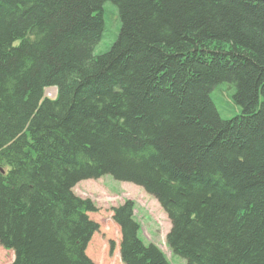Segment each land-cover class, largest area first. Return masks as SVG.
Masks as SVG:
<instances>
[{"label": "trees", "instance_id": "obj_1", "mask_svg": "<svg viewBox=\"0 0 264 264\" xmlns=\"http://www.w3.org/2000/svg\"><path fill=\"white\" fill-rule=\"evenodd\" d=\"M107 1L120 30L95 56ZM221 83L240 115H220ZM259 92L264 0H0V246L12 264H94L95 206L73 188L109 175L158 202L186 264H264ZM134 209L112 208L122 262L168 264Z\"/></svg>", "mask_w": 264, "mask_h": 264}, {"label": "rangeland", "instance_id": "obj_2", "mask_svg": "<svg viewBox=\"0 0 264 264\" xmlns=\"http://www.w3.org/2000/svg\"><path fill=\"white\" fill-rule=\"evenodd\" d=\"M103 33L94 48L95 56L108 51L115 41L119 30L120 20L117 8L111 2L102 5ZM234 88L228 83L215 86L210 94L211 98L223 118L229 119L241 114L240 107L234 103L232 95ZM54 94L53 89L45 92L46 96ZM264 95L259 92V101ZM74 193L89 199L95 210L88 212L90 220L97 224V230L87 245L86 254L94 264H124L120 258V231L112 219V208L130 200L135 203V217L141 225L140 238L145 244L153 243L164 253L168 264H186L180 256L173 255L167 246L166 236L170 229V222L158 202L141 187L128 182L114 180L105 175L98 179H86L78 182L73 188ZM111 245L113 248L111 249ZM13 254L0 246V264H12Z\"/></svg>", "mask_w": 264, "mask_h": 264}]
</instances>
